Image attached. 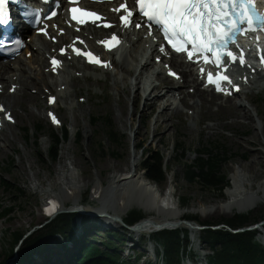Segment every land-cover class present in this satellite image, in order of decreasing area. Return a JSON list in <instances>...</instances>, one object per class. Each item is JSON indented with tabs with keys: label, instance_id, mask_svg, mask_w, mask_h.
Listing matches in <instances>:
<instances>
[{
	"label": "rangeland",
	"instance_id": "1",
	"mask_svg": "<svg viewBox=\"0 0 264 264\" xmlns=\"http://www.w3.org/2000/svg\"><path fill=\"white\" fill-rule=\"evenodd\" d=\"M61 32L63 34L65 30ZM105 35L106 33L100 35L99 41H97L98 46ZM54 38L58 40V38ZM49 42H51V40H49ZM59 46L60 45H58V47ZM26 50H23L21 55L11 60V62L15 63L20 58L27 60L28 62H26V64L29 65L32 61V55L26 53ZM130 53L131 51L128 49L125 55L129 56ZM51 55L52 54H47L44 69L48 67L49 57ZM121 55V51L115 52V58L119 61ZM125 55L123 54L122 57ZM153 61L157 65L163 62L159 57L153 59ZM81 64L83 66L82 60ZM160 66L163 68L162 65ZM167 68L169 67L164 64L163 75L165 76H169L165 73ZM77 70L78 69L68 68L67 71L65 70V72L61 73V76L63 75V78L66 79L68 78V72L73 71L74 73L77 72ZM117 72V63H115V66H111L110 70L107 72L108 75L104 74L99 68H84L80 74L75 75L77 78V88L81 89V93H77L76 96L73 94L71 95L72 97H68L67 100H60L57 92L54 90L49 91V88H45L41 96L34 91L32 87H29L28 92L35 95L36 100L20 103L13 110L14 113H12V111L8 113L9 116H7V119L13 122L16 121L17 125H14L15 128H13L15 136L13 147L7 146L2 140L0 141V211H5L4 217L0 219V264H18L19 253L24 242L46 229L54 220L65 214L74 215L71 223H73L76 241L67 240L58 233L53 236H48L47 238L50 241L49 246L45 248L41 254L35 255V258L31 262L22 264H65L69 261V257L66 254L67 251L70 249L73 250V245L80 243L85 234L95 239L93 241L101 245V242L105 241L107 238L114 239L108 232H114L116 235H114V241L116 242V247L121 248L119 252L124 259H130L135 256V252L138 251L139 254H141L139 257V264H165L160 255L156 260L153 252H151L153 247H155V249L158 248L154 240L156 232L153 230L151 233L142 232L138 234L131 229H126L123 221V218L133 210L142 214L144 217L142 220L147 219L151 215L152 217L158 215L156 212L147 213L142 208L135 207L122 217L121 222L115 219L119 225H110L105 224L106 222L99 216H87L86 214L75 211V209L71 208L72 201H69L57 216L46 217L43 213V209L44 205L47 204V194L41 195L36 192V186L49 189L50 179L58 175V168L62 163H67V168L70 170L71 174H73L74 177L77 176L76 179L78 180L82 181L84 179L87 183L81 195V200L85 209L88 212H92L90 210H94L103 205L102 202L96 200L92 196L95 183L99 177L104 185L108 186L109 179L113 174H135L136 164H140L137 166L138 174H144L141 166L144 153L137 149V145H141L144 142H146V152L152 150L153 152L159 153L164 158L165 168L167 166L166 172L168 176L166 181L154 184L158 186L162 195L168 193L174 187L177 191L174 199V208L182 214V218L179 220V223L176 224L177 226L174 227L186 230L190 227V224H192L186 218H197V222L195 223H199V227L203 229L198 233H194V236H190V253L187 258L190 257V260L201 264H207V262H209V256L212 255L213 252L210 251L209 248H206L199 238L206 229L220 230L225 228L232 233L234 232V230H230L222 222H220L221 225L218 226H204L205 222L228 220L234 218L236 215H246L250 216L251 219H260L243 228H248L264 222V202L259 208L248 213L234 212L230 214L217 212V206L225 203L228 200L227 193L234 189V174L240 172V174H245L248 177L252 176L253 172L244 171L241 167L242 165L245 166L248 164L251 160L250 152L252 149H264V88L252 91L250 97L254 99V103L246 101L248 107L255 115V123L258 125L257 128L259 129L262 141L258 143V145L251 142V145L243 149L242 146L235 141L240 140L243 134L247 135L246 138H251L253 133L257 130L252 125L232 129L224 128L219 134L210 135L207 130L202 129V127L206 125L205 120L200 122L197 121V124H192V120H183L177 117L178 115H175L173 121L170 122L169 131L171 135L165 137L162 142H160L159 137L162 132L154 136V125L152 123V119L156 117L159 109H153L151 116L146 118L145 122L142 123V121H144L142 118L144 99H140L136 111L134 112L133 100L131 97H124L112 87L113 76ZM51 73L55 76L53 72ZM169 78L174 79L171 77ZM156 83L158 84V81H156ZM59 86V88H66V86L69 85L60 84ZM14 87L15 85H12V88H8V92L12 93L13 89H15ZM70 91H72V89ZM51 96H56L58 99V111H53V108L48 106L41 113V110L37 106V102L42 101L45 105H48V99ZM120 98L126 101V125H122L118 120L117 100ZM240 98L244 99V91L239 96L232 99L239 100ZM70 104L76 106V115L67 110ZM79 104L81 106H79ZM78 106L80 108H78ZM257 108L261 110L260 115L257 113ZM1 109H4V107H1ZM24 109L34 113L35 118H27ZM50 112L57 114V117L61 121L60 127L54 126L49 118ZM14 115L18 119H15ZM106 115L112 116L115 129L123 135V139L118 146L113 145L109 141L104 124L93 122L94 120L92 118L101 120V118ZM1 118H4V116ZM1 122L0 119V124ZM172 124L175 126L173 127ZM197 126L201 131L200 133L197 132ZM64 127L69 131L68 141L62 142L59 147L58 159L56 162H52L48 158L49 148L52 144L51 135L53 132L61 134V129ZM139 128L141 131L140 134L137 133ZM26 129L31 131L27 134V136H31L30 140L26 139ZM38 131H40V133ZM38 135H40L39 140L37 139ZM79 136L81 142L77 140ZM251 140L253 141L252 138ZM177 145H179L181 149L177 150L175 147ZM213 145L221 146L230 154V160L222 167V173L227 177L229 184L223 193L216 189L191 185L185 179L187 165L194 162L199 151H203ZM3 148H5V151ZM39 154H43L46 161L40 160ZM62 155H65V158L70 156L73 160H77V165L72 164L65 158L60 160ZM112 165H116L117 169L111 167ZM263 181L264 172L257 178L256 183L258 185ZM3 184L13 186V190H5L2 187ZM18 188L21 189L20 193L14 194V189L16 191ZM111 202L112 197L107 201V205H110ZM204 211L208 213H204ZM87 222L88 226H86ZM184 226L187 228L185 229ZM168 227H171V225H168ZM90 230L92 233H90ZM188 230L189 229H187V231ZM254 231L259 233L258 241L264 245V225ZM121 235H124V242L119 238ZM117 238H119L120 241ZM193 240L195 244H191ZM61 245H66V249L61 248ZM10 249H12V255H10ZM196 251L201 253V257H198L199 252ZM139 254L137 256H139ZM187 258L185 259V263L193 264L192 261H187Z\"/></svg>",
	"mask_w": 264,
	"mask_h": 264
},
{
	"label": "bare ground",
	"instance_id": "2",
	"mask_svg": "<svg viewBox=\"0 0 264 264\" xmlns=\"http://www.w3.org/2000/svg\"><path fill=\"white\" fill-rule=\"evenodd\" d=\"M63 9L64 6L61 7L58 18L50 23L49 28L50 38L57 37L59 43L49 42L43 36L36 34L31 39L25 38L26 53L32 55V61L29 65L26 64L27 60L20 58L15 63L11 61L0 63V89H2L0 91V119L2 121L0 124V141L2 140L7 146L13 147L15 138L13 128H15L14 125H17L16 121L7 120L8 113L10 111L14 113L13 110L20 103L36 100V96L28 92L29 87H32L41 96L45 88H49V91L54 90L60 100H67L68 97H72L71 95L74 94L76 96L77 93H81V89L77 88L75 75L80 74L84 68L90 66L86 63H83L82 66L81 59L76 57L70 48L65 56L60 57L62 64L57 75L54 76L51 73L53 69L50 63L46 69L44 68L47 54H57L58 45H75L72 40L78 39V45L83 46L85 43L80 42V39L83 38L108 63L107 69L101 67L104 74L108 75L107 72L110 67L115 66V63H117L118 72L113 76L112 87L124 97H131L134 112L140 99H144L142 112L144 121L142 123L151 116L153 109H159L156 117L152 119V123L154 125V136L162 132L159 137L160 142L171 135L169 126L175 115H178L177 117L183 120H192V124L205 120L206 125L202 129L207 130L210 135L219 134L224 128L232 129L252 125L257 129L251 136L253 141L251 138H246L247 135L245 134L241 136L240 140L235 141L243 149L251 145V142L256 145L262 142L259 129L257 128L258 125L255 123V115L248 107L246 101L254 103V99L250 97L252 91L264 88V72H260L255 68H248V74L243 75L241 79H237L234 84L241 86V90L237 95L239 96L244 91V99L224 98L204 87L203 82L198 77L197 70H195V65L184 56L171 54L168 59L166 57L169 53L168 49L163 47L161 40L153 31H149L143 26L140 18L135 17L129 27L117 23L110 30L98 29L94 25H87L85 28L78 29V26L69 21L67 13H63ZM95 9L108 17L106 21L111 22H118L121 14L117 11V5L115 4H103ZM137 23L141 25L139 30L135 28ZM54 26L55 28L57 27V30H54ZM62 30H65L64 34L61 32ZM107 32L115 33L123 38L124 43L118 49L122 53L120 61L115 58V51L106 54L102 47L96 44V41L99 40L98 36ZM161 47L165 51H160ZM128 49L131 51L129 56L125 55ZM123 54L125 55L124 57H122ZM158 57L163 61L160 64L163 68L153 61V59ZM164 64L169 67L165 70V73L168 74L169 71H174L179 76L178 80L170 79L169 76L163 75ZM68 68L78 70L74 73L73 71L68 72V78L65 79L63 75L61 76V73L65 72V70L67 71ZM94 68L96 69L97 67ZM156 81H158V84ZM60 84L69 86L59 88ZM12 85H15L16 92L9 93L8 88H12ZM232 88L233 86L229 87V90H232ZM71 89L72 91H70ZM57 105L58 101L53 107V111H58ZM37 106L41 113L47 108V105L42 101H38ZM79 106L81 105L79 104ZM79 106L78 108H80ZM1 107H4V109H1ZM76 109L74 104H70L67 107V110L73 112L74 115L77 113ZM117 109L118 120L122 125H126V101L121 98L118 99ZM260 111L257 108L259 115ZM24 112L27 118H35L34 113L25 109ZM3 116L4 118H1ZM15 119L18 118L15 116ZM172 126L174 127L175 125L172 124ZM197 132H201L198 126ZM137 133H141L140 128ZM3 150L5 151V148ZM250 155L251 160L249 163L241 167L244 171L253 172L252 176L248 177L245 174H240V172L234 174V189L227 193L228 200L217 206L218 213H248L259 208L264 202V181L258 185L256 183L257 178L264 172V149H252ZM64 158L65 155H62L60 160ZM65 159L72 164L77 165L78 163L77 160H73L70 156ZM67 165V163L60 165L57 172L58 175L50 179L49 189L36 186V192L41 195L47 194V204L44 205V208L50 202H55L57 210L61 211L65 208L66 203L72 201V209L87 211L81 200V195L87 183L84 179L82 181L76 179L77 176L74 177L71 174ZM138 165L140 164L135 165V174H113L109 179L108 186H105L99 177L95 183L92 196L102 202L103 205L90 211L104 220L105 224L110 225H119L115 219L118 217L122 218L135 207L142 208L147 213L156 212L158 215L153 217L151 215L139 222L141 223L140 226L133 231L138 234L142 232L151 233L156 230L155 225L178 224L182 214L174 208V199L177 193L175 187L162 195L157 185L150 182L143 173L138 174ZM111 167L117 169L116 165ZM110 197H112V202L107 205ZM204 213L208 212L204 211ZM102 215L107 216L103 217ZM189 222L193 226L197 224L195 223L196 220ZM200 231L190 227V232L193 236L194 233Z\"/></svg>",
	"mask_w": 264,
	"mask_h": 264
},
{
	"label": "trees",
	"instance_id": "3",
	"mask_svg": "<svg viewBox=\"0 0 264 264\" xmlns=\"http://www.w3.org/2000/svg\"><path fill=\"white\" fill-rule=\"evenodd\" d=\"M94 123H102L106 128V133L109 141L118 146L122 139L116 129L114 120L111 115L103 116L100 119L92 118ZM96 120V121H95ZM31 132L26 129V139L30 140L31 136L27 134ZM40 133V131H38ZM69 132L67 128H63L62 133L53 132L51 135L52 144L49 148L48 158L52 162H56L59 156V147L63 140L68 141ZM40 139V135L37 136ZM81 142V138L77 139ZM146 142L139 144L138 151L144 153L142 161V170L145 177L152 183H162L167 179V172L163 156L159 153L149 150L146 152ZM177 150L181 149L179 145L175 146ZM197 157L191 164L187 165L185 171V179L191 185H199L202 188L216 189L221 193L229 186L227 177L222 173V167L230 160L229 152L218 145H213L203 151L197 153ZM40 160L46 161L43 154L38 155ZM184 156V155H183ZM5 190H13V186L3 184ZM21 189H14V194L20 193ZM5 215V211H0V219ZM74 215H62L53 221L46 229L39 232L26 242H24L19 253V263L31 262L35 255L41 254L42 251L49 246L48 236L61 234L67 240L76 241L73 223H71ZM144 217L136 210L131 211L123 218L124 223L132 227L139 223ZM188 221L197 220V218H186ZM260 219H251L250 216L236 215L232 219L205 222L204 226H218L222 222L227 227L233 230L241 229L246 225L255 223ZM87 221V220H86ZM88 226V222L86 224ZM85 226V229H86ZM124 229V228H123ZM125 230V229H124ZM91 231V230H90ZM92 233V231L90 232ZM115 239L114 232H108ZM115 235V236H114ZM19 236V233H18ZM259 233L256 231H246L243 233L234 234L227 229L212 230L206 229L200 235L202 244L213 252L209 256L208 264H264V245L258 241ZM189 237L190 234L184 229L162 230L154 235V240L158 245V255L162 257L165 264H182L189 256ZM120 240L124 242V235H121ZM119 238H117L119 240ZM114 239L107 238L101 242V245L94 242L93 238L84 235L80 243L73 245V250L67 251L69 261L65 264H139L140 255L136 251L135 256L126 260L122 257L121 248L116 247ZM119 240V241H120ZM61 248L66 249V245H61ZM137 248V246H136ZM12 255V249L9 250ZM139 254V256H137ZM9 255V254H8ZM44 263V262H43ZM3 264V263H2ZM45 264V263H44ZM55 264V263H54ZM59 264V263H58Z\"/></svg>",
	"mask_w": 264,
	"mask_h": 264
},
{
	"label": "snow or ice",
	"instance_id": "4",
	"mask_svg": "<svg viewBox=\"0 0 264 264\" xmlns=\"http://www.w3.org/2000/svg\"><path fill=\"white\" fill-rule=\"evenodd\" d=\"M137 4L139 13L146 18L149 26L152 24L160 26L164 38L177 53L187 52L189 60L193 59L194 54H201L205 62H208L209 54H211L214 56L211 62L219 67L225 66V58H229L232 62L237 60V56L228 50L229 41L235 43L232 38L236 33L256 31L257 27L264 28V15L254 10L251 0H137ZM121 9L126 12V15L120 17L123 25L131 26L133 12L128 10L126 5H121ZM0 12H3L0 24H7V0H0ZM71 13L72 19L80 24L87 23L89 18L92 23L101 19L95 12L75 7L71 9ZM52 15L55 16L56 13L53 12ZM242 25L246 27L242 28ZM104 26L111 27L109 24ZM140 26L139 23L136 24V27ZM14 43L17 48L22 46L20 40ZM118 43V38L113 36L108 45L111 47ZM189 45L191 51L188 50ZM72 50L78 56H87L91 63H101L90 52H82L74 46ZM61 51L63 53L65 50ZM160 51L163 52L165 49L161 47ZM51 63L56 68L60 61L53 59ZM239 63H244L242 57L239 58ZM208 81L215 83L217 90H222L221 81L231 83L227 75H220L214 80L211 73L208 74ZM52 119L58 123L55 116Z\"/></svg>",
	"mask_w": 264,
	"mask_h": 264
},
{
	"label": "water",
	"instance_id": "5",
	"mask_svg": "<svg viewBox=\"0 0 264 264\" xmlns=\"http://www.w3.org/2000/svg\"><path fill=\"white\" fill-rule=\"evenodd\" d=\"M87 216L89 215V216H98V215H96V214H94V213H92V212H86L85 213ZM103 217L104 216H107V215H102ZM118 221H122L121 219L122 218H120V217H118V218H116ZM140 224L141 223H137L135 226H133V227H130V229L132 230V231H134V230H137V228L140 226ZM174 227V226H177V225H171V227ZM191 226V225H190ZM166 227H168V225H155V228L156 229H162V228H166ZM191 227H193V226H191ZM194 228H196V229H199L200 230V228H197V227H194ZM256 228V226L255 227H253V228H246V229H244V230H241V231H239V232H236V231H234V234H237V233H243V232H246V231H251V229H255Z\"/></svg>",
	"mask_w": 264,
	"mask_h": 264
}]
</instances>
